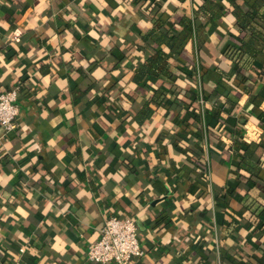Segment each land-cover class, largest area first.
<instances>
[{"label": "crops", "instance_id": "obj_1", "mask_svg": "<svg viewBox=\"0 0 264 264\" xmlns=\"http://www.w3.org/2000/svg\"><path fill=\"white\" fill-rule=\"evenodd\" d=\"M217 1L227 15L179 58L199 118L174 105L139 126L161 85L132 81L151 26L139 5L0 0V92L21 86L18 127L0 139V264H95L87 248L109 214L137 224L144 255L132 264H264V66L237 78L235 19ZM252 142L258 177L237 171Z\"/></svg>", "mask_w": 264, "mask_h": 264}, {"label": "trees", "instance_id": "obj_2", "mask_svg": "<svg viewBox=\"0 0 264 264\" xmlns=\"http://www.w3.org/2000/svg\"><path fill=\"white\" fill-rule=\"evenodd\" d=\"M226 1L230 5L229 13L235 19L238 33V44L230 46L226 54L229 59H235L233 63L239 67L237 78H242L241 72L246 65L260 63L264 66V0H244L243 3L239 0ZM133 2L139 5L141 17L151 26L149 29H140L137 34L139 43L135 49L143 52L145 59L138 63L132 81L139 86L149 80L161 82L154 95L139 106L134 114L135 122L142 126L158 108L174 105L187 106V110L199 118L198 108L192 106L195 99L190 103L186 101L189 94L193 95L194 92L186 91L187 88L179 85L181 80L183 82L192 77L186 67L180 64L179 58L189 41L195 43L198 51L203 49L209 41L204 22L222 20L227 15L225 6L217 0H203L198 10H179L176 7L173 8L174 14H170L165 8L166 0ZM245 2L250 5L248 9L243 6ZM165 84L169 85L168 89L164 87ZM169 93L172 95L170 98L167 97ZM212 96L207 95L205 98L211 99ZM261 153L260 144L252 142L247 145L237 171L245 170L251 177H258Z\"/></svg>", "mask_w": 264, "mask_h": 264}, {"label": "built area", "instance_id": "obj_3", "mask_svg": "<svg viewBox=\"0 0 264 264\" xmlns=\"http://www.w3.org/2000/svg\"><path fill=\"white\" fill-rule=\"evenodd\" d=\"M21 86L0 93V139L9 137L18 127V100ZM138 227L133 218L106 215L100 237L89 244L86 260L95 264H132L143 257Z\"/></svg>", "mask_w": 264, "mask_h": 264}]
</instances>
